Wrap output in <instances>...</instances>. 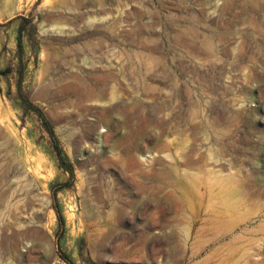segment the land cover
<instances>
[{
	"label": "rangeland",
	"instance_id": "rangeland-1",
	"mask_svg": "<svg viewBox=\"0 0 264 264\" xmlns=\"http://www.w3.org/2000/svg\"><path fill=\"white\" fill-rule=\"evenodd\" d=\"M0 264H264V0H0Z\"/></svg>",
	"mask_w": 264,
	"mask_h": 264
},
{
	"label": "bare ground",
	"instance_id": "bare-ground-1",
	"mask_svg": "<svg viewBox=\"0 0 264 264\" xmlns=\"http://www.w3.org/2000/svg\"><path fill=\"white\" fill-rule=\"evenodd\" d=\"M83 78V77H82ZM82 78L79 76L78 73H75L72 71H67L65 75L59 80L57 85L53 86L52 89L57 91H60V93L67 92V91H75V90H81L80 87L82 84ZM92 80H94L97 84V87H101L104 85H107L106 83H110L112 81L116 80V76L112 72H101V71H95L92 74L91 77ZM92 83V82H91ZM94 87V86H93ZM96 88V87H95ZM44 89V88H42ZM97 89V88H96ZM45 90V89H44ZM100 90V89H99ZM51 91V90H50ZM45 92V91H43ZM87 92L90 96H92L93 89L88 88ZM103 93V92H102ZM52 94V93H51ZM54 94V93H53ZM58 94V93H57ZM63 94V93H62ZM70 94V93H69ZM65 95V94H64ZM44 96V95H43ZM56 97V96H55ZM63 99V98H62ZM79 100V99H78ZM97 100V99H96ZM76 101V100H75ZM80 101V100H79ZM99 101V100H98ZM65 104V103H64ZM68 104V103H67ZM25 177V176H24Z\"/></svg>",
	"mask_w": 264,
	"mask_h": 264
},
{
	"label": "trees",
	"instance_id": "trees-1",
	"mask_svg": "<svg viewBox=\"0 0 264 264\" xmlns=\"http://www.w3.org/2000/svg\"><path fill=\"white\" fill-rule=\"evenodd\" d=\"M44 124L49 129L48 123L46 121L44 122ZM49 131L51 132V129H49Z\"/></svg>",
	"mask_w": 264,
	"mask_h": 264
},
{
	"label": "crops",
	"instance_id": "crops-1",
	"mask_svg": "<svg viewBox=\"0 0 264 264\" xmlns=\"http://www.w3.org/2000/svg\"><path fill=\"white\" fill-rule=\"evenodd\" d=\"M109 72H111V71H109ZM113 73V72H112ZM114 74V73H113Z\"/></svg>",
	"mask_w": 264,
	"mask_h": 264
}]
</instances>
